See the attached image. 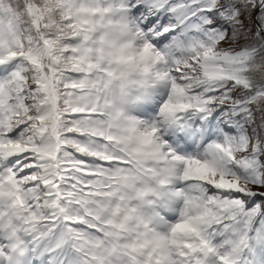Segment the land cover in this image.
I'll return each mask as SVG.
<instances>
[{"label":"snow or ice","instance_id":"1","mask_svg":"<svg viewBox=\"0 0 264 264\" xmlns=\"http://www.w3.org/2000/svg\"><path fill=\"white\" fill-rule=\"evenodd\" d=\"M0 264H264V0H0Z\"/></svg>","mask_w":264,"mask_h":264}]
</instances>
